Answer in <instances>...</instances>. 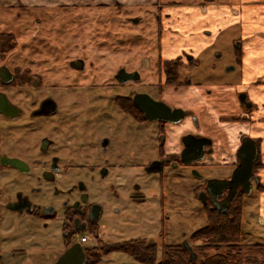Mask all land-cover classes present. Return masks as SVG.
<instances>
[{"label": "rangeland", "instance_id": "1", "mask_svg": "<svg viewBox=\"0 0 264 264\" xmlns=\"http://www.w3.org/2000/svg\"><path fill=\"white\" fill-rule=\"evenodd\" d=\"M156 15L154 8L128 6L121 8L117 6L68 7L35 12L24 10L19 17L12 14L9 19L10 23L2 22L0 34H11L16 46L0 60L3 66L9 70L15 66L16 68L13 70H18L20 74L27 71L31 82L35 78L39 84H37V88L32 87L31 82H27V84L19 82L20 85H0V92L5 93L8 98L24 107L25 116L37 104L39 96L38 94L34 96V92L53 95L60 99H66V101L67 98H71L82 109L86 108V104H82L83 99L94 98L99 93L109 92L100 84L113 82L112 78L117 70L124 68L126 71L137 70L139 72V80L132 84L134 89L150 93L155 97L157 92L150 85L155 84L159 79L157 69L151 63L158 54L159 46ZM5 24L7 26L10 24L11 28H3ZM3 29L11 30L12 33ZM219 56L220 53L213 52L211 56L206 54L201 59L202 62L199 66L194 64L182 66L181 79L189 80L191 83L205 81L213 83L215 78H212V75L217 76L218 73L225 72V67L222 66L224 62L217 61ZM76 59L83 61L82 69H73L69 66L70 61ZM24 89H28L29 93L25 94ZM127 90L128 87L122 84L117 92L125 95ZM180 96L181 94L166 93L163 94V99L167 103L171 99L178 101ZM97 106L96 103L95 108ZM23 115L15 120H8L0 116V152L13 150L12 146L8 147V142L16 141L19 144L32 137L30 127L33 124L36 125L38 121L35 119L29 122V118L27 116L25 118ZM189 117L188 121L192 124L197 123L196 117L192 115ZM18 127L20 131H18ZM138 134L139 137H142L145 133ZM153 134L154 132H152ZM154 145L155 142L151 143L149 149L139 145L136 152L137 157H154L156 155ZM73 149L80 155L91 152L85 147ZM141 160H138L140 165L143 164ZM142 162L145 160L143 159ZM206 163L192 170L197 175L188 168L174 171L175 176H182L181 181L177 178H168V175L172 174L169 169L165 171L163 182H159L157 174H146L147 177L137 181L141 184L146 197V202L140 206L133 204V201L128 198L127 189L123 185L117 186L114 176L119 172L112 171L101 179L96 170H89L87 175L78 177L85 182L90 199L98 202L108 201V209L115 207L117 210L113 219L117 222L116 225H110V228L107 229L102 226L100 235L96 239L88 234V240L82 244L87 248L96 246L99 240L105 244H114L138 238L145 241L151 240L158 245H178L183 242H188L190 246L201 244V240L192 239L191 236L207 223L205 211L202 210L204 202L199 198H194L190 192L193 186L203 183L207 177L220 176L223 173ZM85 169L87 168L80 170V174ZM140 170V167H135L133 170L121 169L119 175H125L131 182L134 181L133 176L142 175L139 174ZM61 173L62 177L59 181L67 180L71 174V172ZM224 173L225 175L229 174L230 169L224 170ZM0 175V187L6 191L10 186L8 184H13L12 181H6L7 176H12V171L9 169L0 170ZM23 179L24 177L19 175L18 180L14 183H20ZM113 184L115 187L110 188L109 185ZM100 188L120 190V195L118 198H113L111 193L106 191L101 196ZM161 194L164 196L165 203V223L162 227L163 235L159 237L157 234L160 228L156 215ZM49 195L52 197L50 193ZM34 198L36 201H41L47 197L43 193H35ZM134 209H142L146 214H142L141 218L139 214L132 213ZM149 212L153 216H150ZM258 215L264 218V196L256 192L253 184L252 191L244 196L241 243L264 244V224L259 222ZM29 230L30 227L25 228L14 216L0 209V240L3 242L4 253L7 250H17L16 253L13 251V255H11L12 253L8 255L10 258L8 264H19L25 253L19 255L18 250L30 249V241L24 235ZM56 240H58L57 245H60L59 237ZM94 264L142 263L125 252L112 251Z\"/></svg>", "mask_w": 264, "mask_h": 264}, {"label": "flooded vegetation", "instance_id": "2", "mask_svg": "<svg viewBox=\"0 0 264 264\" xmlns=\"http://www.w3.org/2000/svg\"><path fill=\"white\" fill-rule=\"evenodd\" d=\"M187 59L190 61L187 65H196V63L192 62L191 56H187ZM158 60L168 61L162 60L157 54L154 61L151 62L152 66L157 69L159 76L158 82L150 85L157 92L155 97L150 93L139 92L133 88L132 84L139 79L118 82L115 75L112 78L113 82L99 83L102 88L107 89L109 92L106 94L99 93L94 98L83 99L82 104L85 103L86 108L82 109L71 98H67L66 101V99H60L53 95L34 92V96L36 94L39 96L37 97V104L26 115L29 118V122L35 119L38 121L36 125L33 124L30 127L32 137L27 141H22L19 143L20 145L16 141L8 142V147L12 146L13 148L11 149L13 150L7 149L8 151L0 152V158L1 156L17 158L27 165L24 168L25 171H20L13 166L0 164V170L9 169L12 171V176H7L6 181L13 182L12 185L8 184L10 186L6 191L0 187V209L14 216L25 228L30 227L29 232L24 234L30 241V249L18 250L19 255L25 253L19 264H51L74 243L81 245L86 260L84 264H87V249L79 242L81 235L87 233L96 239L100 235L102 226L107 229L110 228V225H116L117 222L113 220L115 218L114 213L117 211L116 208L108 209V201L98 202L90 199L85 182L78 177L85 176L88 172L96 170L101 179H103L112 171L119 172L114 176L117 186L123 185L127 189L128 198L133 201V204L140 206V204L146 202V197L141 184L137 181L147 177L146 174H157L159 182H163L165 171L169 169L172 174L168 175V178H177L181 181L183 179L182 176H175L174 171L184 170L185 168L192 171L196 167L205 165L204 160L212 159V141L210 138L196 132L198 123L192 124L188 121L189 115L192 114L187 110L180 109V107H172L163 99L162 88L164 86H173L175 88L194 84L189 80L181 79V68L186 64H183L179 59H172L178 60L181 64L179 70V81L181 84L170 85L165 83L163 71L161 68L159 69L157 64ZM237 60L239 61L238 57ZM224 67L225 72L232 71L234 68L232 64H227ZM132 71L137 70H129L127 72ZM37 84H39V81L37 82L34 78L31 86L37 88ZM122 84L128 87L125 95L117 92V89ZM23 92L28 94L29 90L24 89ZM138 94H146L153 101L163 103L171 109H180L185 112V115L176 121L166 120L161 118L158 110H153L150 112V116L156 118L146 119L144 113L135 104V96ZM237 96L243 107L250 106L246 100L245 93L241 92ZM8 99L20 108V114L15 118H7L1 114L0 116L8 120H15L23 114L24 117L25 108L12 99ZM96 103L98 104L97 108H95ZM29 122L28 124H30ZM18 126H20V123H18ZM18 131H20L19 127ZM152 132H154L153 135ZM138 133L145 134L139 137ZM245 137L242 136L241 140ZM153 142H155L156 155L154 157L140 156L138 158L137 147L142 145L149 149L150 144ZM202 142H209L203 148L204 156L189 164L183 163L181 159L193 157L195 155L193 150ZM255 143L257 146V141ZM79 147L90 149L91 152L80 155L73 149ZM188 148H190V151L187 153L185 150ZM207 151L210 152L206 153ZM140 159H142L141 163H143L141 165L138 162ZM143 159L145 162H142ZM238 162L235 166L218 167L217 169L223 172L220 176H209L203 183L193 186L190 193L194 198H199L204 202L202 204L203 211L208 208L220 213L219 210L225 208V198L229 189H224L222 194L217 197L219 202L215 207L211 204L210 194L217 195L219 189L217 186H213L209 192L206 184L210 179L229 180ZM257 162H259L258 147L250 192L258 178L256 173L260 165L256 166ZM87 163L89 164L87 165ZM207 165L211 166V164ZM85 167L87 169L80 174L79 171ZM135 167L141 168V173L139 174L142 175L133 176L134 181L130 182L125 175H119L121 173L119 170H133ZM226 169H230V173H227V175L224 173ZM61 172H71L70 177L65 181H59L62 177ZM192 172L196 174L194 171ZM19 175L24 177L23 181L14 183L18 180ZM121 176L125 178L124 183L119 182ZM109 186L114 188L115 184ZM106 191L111 193L110 195L113 198H118L120 195V190L100 188L101 196ZM239 192L242 193L244 200L245 194L241 191V187H237L231 197L229 207L224 209L225 212L222 214L229 211L233 199ZM35 193H43L47 198L36 201L34 198ZM163 197V194H161L157 204L158 213L156 219L160 228L157 234L159 237L163 235L162 227L165 223ZM132 213L139 214L140 217L142 214H146L145 212L143 213L142 209H134ZM149 215L153 216L151 212H149ZM108 218L111 220H107ZM57 237L60 239V245H57ZM13 251L14 249L7 250L4 253L3 242L0 240V264H8L10 262L8 255L11 253L13 255L17 252L15 250L13 253Z\"/></svg>", "mask_w": 264, "mask_h": 264}, {"label": "crops", "instance_id": "3", "mask_svg": "<svg viewBox=\"0 0 264 264\" xmlns=\"http://www.w3.org/2000/svg\"><path fill=\"white\" fill-rule=\"evenodd\" d=\"M107 6L154 8L162 60L179 59L187 65L191 56L199 66L206 54L218 52L222 66H234L232 71L212 75L211 84L164 86L162 93L181 94L178 101L167 103L196 117V132L212 141V159L204 160L212 167L237 164L242 136L257 141L261 166L255 190L264 196V189H257L264 188V0H0V30L3 21L10 23L12 14L19 17L24 10ZM241 92L249 107L240 104ZM119 182L125 178L121 176ZM258 220L264 224L262 216Z\"/></svg>", "mask_w": 264, "mask_h": 264}, {"label": "trees", "instance_id": "4", "mask_svg": "<svg viewBox=\"0 0 264 264\" xmlns=\"http://www.w3.org/2000/svg\"><path fill=\"white\" fill-rule=\"evenodd\" d=\"M15 46L11 34H0V59ZM157 64L163 71L166 84H181L179 81L181 64L178 60H158ZM12 73L13 79L7 85L31 82L27 71L20 74L18 70H13ZM259 165L261 166L257 162L256 166ZM257 189L264 188L258 186ZM243 202V195L239 192L225 214L206 208V225L191 236L192 239L201 240V244L189 245L191 251L183 244L158 245L140 238L114 244H105L99 240L96 246L86 248L87 264L99 262L104 255L112 251L125 252L142 264H264V244L241 243Z\"/></svg>", "mask_w": 264, "mask_h": 264}, {"label": "water", "instance_id": "5", "mask_svg": "<svg viewBox=\"0 0 264 264\" xmlns=\"http://www.w3.org/2000/svg\"><path fill=\"white\" fill-rule=\"evenodd\" d=\"M69 66L74 69H82L83 61L80 59L72 60L69 63ZM13 78V74L4 66L0 68V81L3 83H8ZM115 78L118 82H125L128 80H138L139 73L137 71L127 72L124 68H120L115 74ZM136 106L144 113L146 119H155L156 117L150 116V112L153 110H158L159 115L162 119L166 120H179L185 115V112L180 109H171L167 105L153 101L146 94H138L135 96ZM20 108L11 103L6 94L0 92V114L6 116L7 118H15L19 113ZM203 140V139H202ZM209 142H202L196 147L193 152L195 155L191 158H182V162L189 164L191 162L201 159L205 152L203 150L205 145H208ZM192 148V147H190ZM190 148L185 151L188 153ZM210 152V151H209ZM208 151L206 153H209ZM183 154V153H182ZM236 155L239 159L238 165L233 170L231 178L229 180H217L210 179L207 181L206 188L210 192V189L213 186H217L219 193L210 194V201L213 206H217L219 202L217 197L220 196L224 189H229L228 195L225 198V208L229 207V202L231 197L235 193L237 187H241V191L244 194H248L251 190V178L253 176L254 161L257 157V146L253 139L245 137L241 140L240 146L237 149ZM0 164L13 166L20 171H25L26 168L25 162L17 158H9L6 156H1ZM219 210L220 213H224L225 210ZM183 245L191 251V247L187 245L186 242H183ZM86 262L83 249L79 243H74L69 246L62 254L59 255L57 260L51 264H84Z\"/></svg>", "mask_w": 264, "mask_h": 264}, {"label": "built area", "instance_id": "6", "mask_svg": "<svg viewBox=\"0 0 264 264\" xmlns=\"http://www.w3.org/2000/svg\"><path fill=\"white\" fill-rule=\"evenodd\" d=\"M81 240L84 241L85 240V237H82Z\"/></svg>", "mask_w": 264, "mask_h": 264}]
</instances>
